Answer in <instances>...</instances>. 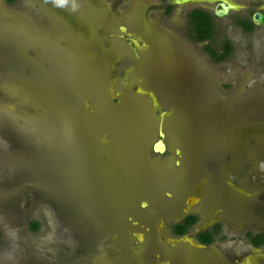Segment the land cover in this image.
I'll return each mask as SVG.
<instances>
[{
	"label": "rangeland",
	"instance_id": "1",
	"mask_svg": "<svg viewBox=\"0 0 264 264\" xmlns=\"http://www.w3.org/2000/svg\"><path fill=\"white\" fill-rule=\"evenodd\" d=\"M165 1L0 0V264H104L87 254L90 247L98 242L106 253L107 245L118 249L134 231L152 227L147 214L158 202L167 203L164 194L171 190L177 206L182 192V206L187 196L216 200L197 204L207 219L217 206L264 226V24L245 33L234 19L239 13L217 19L216 45L228 39L233 51L225 63L215 64L204 43L188 37L186 19L165 14ZM119 26L141 42L140 50L119 38ZM81 51L101 53L87 68L103 67L106 82L115 80L118 88L134 91L139 85L156 95L152 82L164 79L166 90H188L182 100L159 93L158 109L147 115L152 130L142 156L154 172L143 174L146 190L134 205L94 196L99 190L90 185L95 173L88 157L101 129L77 133L70 114L76 132L68 133V118L61 116L94 97L70 74L69 63ZM40 73L49 74L51 89L64 100L61 112L47 110L46 97L38 98ZM161 111L167 112L168 149L157 156L152 144ZM140 201L150 208L143 211ZM227 235V247L247 246L235 228Z\"/></svg>",
	"mask_w": 264,
	"mask_h": 264
},
{
	"label": "water",
	"instance_id": "2",
	"mask_svg": "<svg viewBox=\"0 0 264 264\" xmlns=\"http://www.w3.org/2000/svg\"><path fill=\"white\" fill-rule=\"evenodd\" d=\"M230 7L229 3L226 4L224 6V13L217 12L216 16L223 17ZM255 16L259 23L264 22L263 16L260 14H256ZM118 29L121 39H130V42H132L131 49L135 51L142 48L140 42L130 38L126 27L119 26ZM90 43L93 42L90 41ZM78 54L72 57L74 59L69 63V66H71L70 70H72L70 74L80 82L79 88L87 90L89 93L92 91L94 97L91 100H89L90 98L87 99L83 103L80 101L77 106L72 105L73 109L71 112L63 111L65 115L62 113L61 116L68 118L65 119L68 123L65 127L69 126L70 128H67L68 133L72 131V122L68 121V115L73 114V120L76 122L75 126L78 127L77 133H88L90 132L89 129H95L97 132L99 128L101 129V135L97 141L99 144L92 148V160L88 157L90 163H92L91 166L94 164V167L91 168L94 169L93 173H95L92 181H90V185L92 188L98 186L97 189L99 190L98 193H94V196H109L114 198L112 200H115L116 203L130 201L134 205L138 192L143 189L146 190V188L142 187V183L145 181L143 174L154 172L153 166L145 162L144 156H142L145 150L144 145L150 137V129L152 128L147 115L153 109H158L159 101L156 96H159V93L169 94L182 100L184 96H188L189 93L186 92L188 90H181V87L178 85L172 86L173 89L171 90H166L163 86L168 84H165L167 82L164 79L152 82L156 86V89H158L155 91L156 95L139 85L136 86L134 91L128 87L121 89L115 85V80L109 79L106 82V76L101 73L103 67H94L97 68V71L87 68L89 67L87 62L90 59L96 60L98 57L100 58L101 53L97 52L96 55L91 56L81 51ZM102 55L103 57H107V52ZM113 69L114 65L112 63L111 71ZM40 76L44 81L42 82L44 85L38 86L37 90L34 89L37 91V95H40L38 98L42 101L46 97L45 107L47 110L60 111L61 109L59 110L58 104L64 103V100L60 99L58 94L51 89L54 84L53 80L46 73H40ZM75 92L78 93L79 89ZM74 102L76 103V99ZM74 102L73 104H75ZM183 106L189 108V104L187 103L183 104ZM203 108H206V105ZM166 116V111H161L158 115L159 120L155 130L158 137L152 144V153L157 156L164 154L168 149L166 144L167 133L165 132ZM62 132H66V130H62ZM72 132H76L75 127ZM175 155L180 158V150L177 149ZM179 165L180 161L177 160L175 166L178 167ZM118 199H121L122 202L117 201ZM185 201L184 213L188 212L192 206L199 202L195 196H189ZM147 206L148 202L140 201L141 208H146ZM132 225L136 226V222H133ZM135 238L140 242L143 236L139 233L135 235Z\"/></svg>",
	"mask_w": 264,
	"mask_h": 264
},
{
	"label": "flooded vegetation",
	"instance_id": "3",
	"mask_svg": "<svg viewBox=\"0 0 264 264\" xmlns=\"http://www.w3.org/2000/svg\"><path fill=\"white\" fill-rule=\"evenodd\" d=\"M240 2L241 5L236 8L232 5V2L227 0H166L163 8L166 15L174 14L177 17L183 16L186 19L187 35L190 27L187 14L193 10H203L211 17H215L214 23L217 19H224L230 12L239 13L238 16H234V19L237 26L245 33H249L254 27L264 24V22L259 23L255 16L260 14L264 17V0H240ZM228 3L231 7L225 15L217 17L216 13L223 14L224 6ZM212 4H214L213 8L211 7ZM46 5L48 6V4ZM174 7H176L175 11L173 10ZM248 24L252 26L247 31L245 26ZM123 41L127 42L131 49L132 42H130V39ZM157 68H160L159 63ZM182 194L176 197L179 201L177 206L174 205L173 198H175V195L172 190L165 193L167 203L161 202L158 205V202L152 212L147 214L146 220L152 227L147 228L143 224L145 226L144 230L134 231L131 234L132 240H125V243L118 249L113 248L112 245L111 247L107 245V252L105 253L103 248H99L97 242L95 243L96 246L90 247L91 249L87 251V254L93 257L98 256L97 259L105 261L104 264H264V245L257 246L250 241V239L254 240L259 234L264 238V226L257 227L253 223L255 221L236 219L235 215L232 216L234 213H225L226 210H222V207L217 206L212 208L211 215L207 219L205 209L198 208L197 204L201 203L207 206V201L214 204L216 200H209V197L205 199V194L199 197L200 201L197 204L184 213L185 200L189 196L185 198L184 206H182ZM149 208L148 202V206L141 209L147 211ZM253 212L255 213L254 210ZM188 217L194 218V222L192 225H188L189 227L185 233L180 234L179 232L185 226V220ZM230 217H233L236 223L229 222ZM130 224L132 225L133 222ZM179 225L181 226L178 227ZM233 228L239 234L238 238H241L248 247L246 246L239 251L235 245L231 247L225 245V237ZM149 232L151 238L147 236ZM139 233L143 236L140 242L135 238V235ZM85 253L86 251L83 252V254Z\"/></svg>",
	"mask_w": 264,
	"mask_h": 264
},
{
	"label": "trees",
	"instance_id": "4",
	"mask_svg": "<svg viewBox=\"0 0 264 264\" xmlns=\"http://www.w3.org/2000/svg\"><path fill=\"white\" fill-rule=\"evenodd\" d=\"M14 0H10V2H13ZM169 12V11H168ZM187 18L190 21V27L188 30V37L199 43H204V51L210 58V60L215 64H223L227 61L229 55L233 51V45L228 39H223L220 42V47L217 44L216 41V31H215V25H214V19L215 17H211L209 14H207L205 11L200 10H193L190 13L187 14ZM252 25L245 26L246 30H250ZM207 42V44H206ZM194 222V218L188 217L185 220V226L181 228L180 234H183L187 231V228L192 225ZM187 225V226H186ZM189 225V226H188ZM179 225L178 227H180ZM29 227L33 231H37L39 229L38 224L36 222H31L29 224ZM177 227V228H178ZM1 237V235H0ZM251 242H253L254 245L262 246L264 245V238H262V235L259 234L254 238V240L250 239Z\"/></svg>",
	"mask_w": 264,
	"mask_h": 264
},
{
	"label": "snow or ice",
	"instance_id": "5",
	"mask_svg": "<svg viewBox=\"0 0 264 264\" xmlns=\"http://www.w3.org/2000/svg\"><path fill=\"white\" fill-rule=\"evenodd\" d=\"M60 2H61V3H65V2H66V0H60Z\"/></svg>",
	"mask_w": 264,
	"mask_h": 264
}]
</instances>
